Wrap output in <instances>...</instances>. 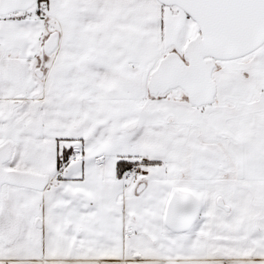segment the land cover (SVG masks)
<instances>
[{
  "label": "snow or ice",
  "instance_id": "6c2138e0",
  "mask_svg": "<svg viewBox=\"0 0 264 264\" xmlns=\"http://www.w3.org/2000/svg\"><path fill=\"white\" fill-rule=\"evenodd\" d=\"M0 264H264V0H0Z\"/></svg>",
  "mask_w": 264,
  "mask_h": 264
}]
</instances>
